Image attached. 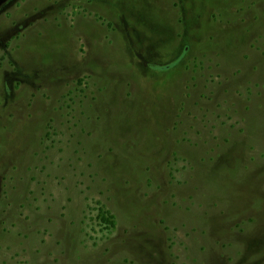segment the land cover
<instances>
[{"label": "rangeland", "instance_id": "obj_1", "mask_svg": "<svg viewBox=\"0 0 264 264\" xmlns=\"http://www.w3.org/2000/svg\"><path fill=\"white\" fill-rule=\"evenodd\" d=\"M0 264H264V0L2 1Z\"/></svg>", "mask_w": 264, "mask_h": 264}, {"label": "trees", "instance_id": "obj_2", "mask_svg": "<svg viewBox=\"0 0 264 264\" xmlns=\"http://www.w3.org/2000/svg\"><path fill=\"white\" fill-rule=\"evenodd\" d=\"M2 1H4V0H0V3H1ZM100 219H101V221H103V222H109V221H110L109 218H107V217L104 216V215H101V216H100Z\"/></svg>", "mask_w": 264, "mask_h": 264}]
</instances>
